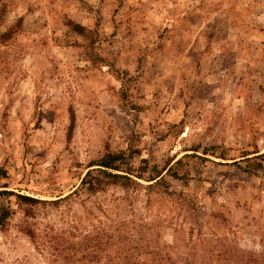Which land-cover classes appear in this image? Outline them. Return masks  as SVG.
Listing matches in <instances>:
<instances>
[{
	"label": "rangeland",
	"instance_id": "1",
	"mask_svg": "<svg viewBox=\"0 0 264 264\" xmlns=\"http://www.w3.org/2000/svg\"><path fill=\"white\" fill-rule=\"evenodd\" d=\"M0 217V264H264V0H0Z\"/></svg>",
	"mask_w": 264,
	"mask_h": 264
},
{
	"label": "trees",
	"instance_id": "2",
	"mask_svg": "<svg viewBox=\"0 0 264 264\" xmlns=\"http://www.w3.org/2000/svg\"><path fill=\"white\" fill-rule=\"evenodd\" d=\"M123 157L122 155H110L107 156V158L102 161L101 164H99L101 167L98 168L99 174H92L89 172L86 176V178L83 180V184L86 185L87 190H97L100 188L102 183L106 180L109 184H114V185H120L123 187H128L132 183H136L135 180L133 179V176L131 173H128L127 171L121 170V165L123 164V161L120 164L115 163L117 160ZM102 167L113 169L115 171H123L127 173H120V172H112L108 171L107 169H102ZM138 177V176H136ZM153 180V179H152ZM22 199L34 201L33 197L27 196V195H21ZM5 217V215H4ZM3 223V218L0 217V225Z\"/></svg>",
	"mask_w": 264,
	"mask_h": 264
}]
</instances>
